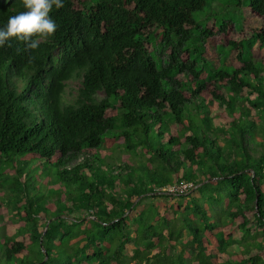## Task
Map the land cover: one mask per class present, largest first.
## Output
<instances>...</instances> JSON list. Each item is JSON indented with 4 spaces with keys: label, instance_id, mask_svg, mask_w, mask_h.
Instances as JSON below:
<instances>
[{
    "label": "trees",
    "instance_id": "obj_1",
    "mask_svg": "<svg viewBox=\"0 0 264 264\" xmlns=\"http://www.w3.org/2000/svg\"><path fill=\"white\" fill-rule=\"evenodd\" d=\"M215 1L64 0L38 49L0 47V264H264V0L239 29L200 21ZM24 10L0 0V27ZM119 138L125 176L97 152Z\"/></svg>",
    "mask_w": 264,
    "mask_h": 264
},
{
    "label": "rangeland",
    "instance_id": "obj_2",
    "mask_svg": "<svg viewBox=\"0 0 264 264\" xmlns=\"http://www.w3.org/2000/svg\"><path fill=\"white\" fill-rule=\"evenodd\" d=\"M220 1V2H219ZM219 1H215L212 5V9L209 10L207 9L206 13H203L202 16H200V21H207L210 17H212L215 12L216 15L223 16L226 15V18H232L235 26L237 29H239L242 25V11H243V7L246 5V2L248 0H243L242 4L243 6H238L239 5V1L241 0H219ZM245 4V5H244ZM230 14V15H229ZM217 52L220 54L221 50L217 49ZM212 55V52L209 51V56ZM166 57V56H165ZM208 57V56H207ZM216 59H219L218 55H215ZM163 63H166V58H159V64L162 65ZM80 85L78 80H72L69 82V88H73L76 89L78 86ZM68 88V90H69ZM102 95V93H101ZM112 112V111H111ZM218 122H220L219 120H217ZM96 150L92 151L91 153L87 152L90 155H93L92 153L95 152ZM97 152L104 157L105 161L107 163H109L111 165V170L113 172L118 171L120 174H122L123 176H125L127 174L128 169H130V167H134L135 165H137L138 163V158L135 154H131L128 152V150L125 148L124 146V140L122 138H119L117 140H115L112 144L109 142V144L104 143V145L97 150ZM79 160L82 159V156L80 158H78ZM78 159L76 161H78ZM40 172V171H39ZM39 172L37 174H39ZM45 176H40L39 179L41 180V182L46 183L41 190H43L44 192L48 193V190L51 188H59L60 184L59 183H52L49 182L47 183V181L45 180ZM52 181V180H51ZM120 185L121 182L119 183ZM3 190V192H2ZM33 192L34 194L37 193ZM6 189L1 188L0 186V196L2 197L3 195L6 196ZM57 198V196H51L49 197V201H53ZM151 201H154V198L152 197H146L145 199L142 200V206L144 207V205L149 204ZM159 201H165L167 202L168 199L165 198H161ZM176 203V201H175ZM161 207V204H160ZM224 209L222 207V205H217L216 210L217 212H223ZM173 211L170 210V212ZM16 210H14L12 208V204L10 202H8L7 200L0 198V241L3 240L5 235H8L9 233H13L15 232L18 227L20 226V223L18 221L19 217H16ZM223 218L225 219V221L229 220L227 219V215L225 213H223ZM255 232V230H254ZM253 232V233H254ZM236 234V238H240L241 237V233L237 232ZM184 241V240H183ZM183 244H186L185 242H182ZM244 246L242 245H238L235 244L232 247H230L229 250V255L228 257H231L232 260H235L238 256H240V259L243 257V250H244Z\"/></svg>",
    "mask_w": 264,
    "mask_h": 264
},
{
    "label": "clouds",
    "instance_id": "obj_3",
    "mask_svg": "<svg viewBox=\"0 0 264 264\" xmlns=\"http://www.w3.org/2000/svg\"><path fill=\"white\" fill-rule=\"evenodd\" d=\"M22 3L25 10L9 17L7 24L0 27V47L15 39L25 45V51L36 50L40 38H49L58 30L59 25L51 13L54 6L56 9L64 7V0H22ZM20 51L17 48V52Z\"/></svg>",
    "mask_w": 264,
    "mask_h": 264
},
{
    "label": "built area",
    "instance_id": "obj_4",
    "mask_svg": "<svg viewBox=\"0 0 264 264\" xmlns=\"http://www.w3.org/2000/svg\"><path fill=\"white\" fill-rule=\"evenodd\" d=\"M196 186L193 182H187V181H179L172 185H168L164 188H162V191H166L167 193H177V194H183L188 193L189 191H192L195 189Z\"/></svg>",
    "mask_w": 264,
    "mask_h": 264
}]
</instances>
